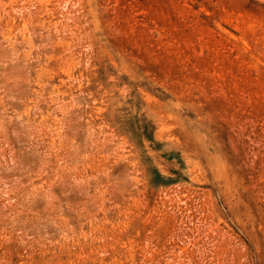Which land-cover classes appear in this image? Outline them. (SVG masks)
<instances>
[{
    "label": "rangeland",
    "instance_id": "obj_1",
    "mask_svg": "<svg viewBox=\"0 0 264 264\" xmlns=\"http://www.w3.org/2000/svg\"><path fill=\"white\" fill-rule=\"evenodd\" d=\"M0 264H264V0H0Z\"/></svg>",
    "mask_w": 264,
    "mask_h": 264
}]
</instances>
